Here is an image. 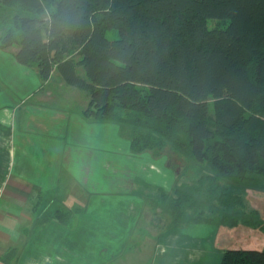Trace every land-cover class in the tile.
<instances>
[{
	"label": "trees",
	"instance_id": "16d2710c",
	"mask_svg": "<svg viewBox=\"0 0 264 264\" xmlns=\"http://www.w3.org/2000/svg\"><path fill=\"white\" fill-rule=\"evenodd\" d=\"M0 9L18 10L0 48L16 45V62L41 80L56 70L85 91L84 117L130 127L133 152L170 146L230 185L264 176V0H0ZM259 243L224 250L219 264H264Z\"/></svg>",
	"mask_w": 264,
	"mask_h": 264
},
{
	"label": "crops",
	"instance_id": "0c3cea01",
	"mask_svg": "<svg viewBox=\"0 0 264 264\" xmlns=\"http://www.w3.org/2000/svg\"><path fill=\"white\" fill-rule=\"evenodd\" d=\"M15 47L0 48V264H147L149 245L158 263L215 250L217 264L224 250L253 242L224 210L207 215L211 197L196 198L204 166L170 146L133 152L130 127L85 118L88 94L56 70L41 80L37 67L16 62ZM262 183L230 185L236 203L264 195ZM261 209L242 219L259 223ZM56 210L70 212L65 222Z\"/></svg>",
	"mask_w": 264,
	"mask_h": 264
},
{
	"label": "rangeland",
	"instance_id": "374dc122",
	"mask_svg": "<svg viewBox=\"0 0 264 264\" xmlns=\"http://www.w3.org/2000/svg\"><path fill=\"white\" fill-rule=\"evenodd\" d=\"M18 12V10H13L12 11H4L0 9V38L2 37L3 34H5V32H7L8 30H11V25H10V18L12 17V13H16ZM41 16H43L45 19L47 18V16L45 14H42ZM208 27L210 29H222L225 28L228 24V21L226 20H208L207 22ZM108 37L113 38L114 35L111 32H107ZM17 48V46L15 47ZM80 71L81 68L79 69ZM209 114H213V107L212 105L209 106ZM185 158V160L187 162H194L192 159L188 158V157H183ZM207 177V175L205 176ZM259 179H264V176H258ZM200 180V178H199ZM205 180V187L202 189L204 190L203 192H197L196 194V198H198V201L201 200H206L208 197H211L210 200L206 201V205H208L209 209L212 210V215L208 213V210L206 213L207 215L213 216L216 215V212L218 213V215H221V211L224 210V215L223 220L225 222H232L233 220L241 222L240 224V228L248 231V229H250L252 232L250 234V236L252 235L253 237L250 238V240L252 239L253 242L249 243V244H240L238 247H250V248H261V244L259 242L264 241V228H261L259 226H250V224L248 222H245L246 219H242V218H247V216H251L253 217V213L251 212L252 209L254 207H261L264 208V195L261 194V196L259 197H253L254 195H248L247 197L244 196L243 198V206H240L238 203H236V200H238L239 198H237L236 196L239 195V192L237 190V188H233L231 186H233V184L230 186V184L224 183V182H218L217 180H210V179H203ZM241 184L243 185H247L248 186V181H243ZM250 184V182H249ZM195 185V184H194ZM262 185H264V183H262ZM240 187L239 185H234V187ZM201 190V191H202ZM264 191V190H262ZM240 197V196H239ZM221 201H225V206L221 204ZM236 205V206H235ZM234 207H240V209H242V212H239V215L237 218L233 219V212H234ZM262 211H264V209H261ZM254 211V210H253ZM243 215H246L245 217H243ZM256 216V215H255ZM254 216V217H255ZM196 220H200L199 217H196ZM244 220V221H243ZM260 225H264V219H262L259 222ZM245 231V232H246ZM247 235H249L246 232ZM257 235V236H256ZM260 236V237H259ZM262 238V239H261ZM176 245H181V244H176ZM155 249L152 251V245H149V252H148V261L149 263L147 264H175L174 262L171 261V259H161L160 262L158 263V256L155 258L154 257V253H155ZM178 252L182 255L185 251H183L182 249H178ZM205 253H211L213 256L210 258L208 256H206L205 258H196L194 263H189V264H214L213 260H214V254L216 253L215 250H207ZM147 261V262H148ZM170 261V262H168ZM220 262V260H219ZM219 262L217 264H219ZM176 264H186V261H178V263Z\"/></svg>",
	"mask_w": 264,
	"mask_h": 264
}]
</instances>
